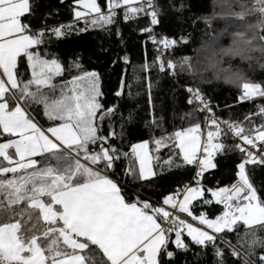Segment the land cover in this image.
Wrapping results in <instances>:
<instances>
[{"label":"snow or ice","instance_id":"snow-or-ice-1","mask_svg":"<svg viewBox=\"0 0 264 264\" xmlns=\"http://www.w3.org/2000/svg\"><path fill=\"white\" fill-rule=\"evenodd\" d=\"M221 3L237 22L231 44L219 51L215 41L207 45L211 55L198 68L191 57L173 58L188 36L155 31L163 15L157 0H72L71 21L39 29L32 27L33 0H0V264H180L181 255L189 264L193 246L198 264H207L209 253L211 264H227L226 253L233 264H264V192L249 174V166H264V81L222 67L225 57H238L264 68V0ZM173 8L182 11L183 4ZM141 18L148 21L141 34L155 51L140 66L149 123L161 135L125 149V121L133 114L125 118L122 105L105 103L100 73L79 59L65 67L49 48L74 31L112 35L115 27L119 37L118 20ZM154 70L178 83L185 74L203 82L212 71L240 90L228 111L245 102L255 108L243 120L223 119L198 86L184 83L190 110L181 119L190 126L166 132L155 118ZM125 87L130 96L126 72L112 91L117 101ZM229 135L239 142L226 147ZM225 151L240 154L234 175L211 184ZM181 169L192 172L186 182L153 190L154 179ZM229 233L235 243L225 239Z\"/></svg>","mask_w":264,"mask_h":264},{"label":"trees","instance_id":"trees-1","mask_svg":"<svg viewBox=\"0 0 264 264\" xmlns=\"http://www.w3.org/2000/svg\"><path fill=\"white\" fill-rule=\"evenodd\" d=\"M71 2L72 0H65L61 4L60 0H33L32 27L39 29L45 23H68L73 19L70 11ZM215 2V0H157L163 9V15L160 18L161 24L156 27L155 31L175 38L181 35L189 37L188 44L177 48L173 58L188 56L192 58L198 68H203L206 63L200 53L202 46L212 44L213 41L218 43L219 40L221 45L225 44L226 37L235 29L232 28V24L237 22L226 18ZM181 4H183L182 11H175L173 5L179 8ZM53 16H55V20L51 18ZM46 17H48L47 20ZM205 19L210 20L211 28L205 23ZM117 24L121 29L119 37L115 35V27L112 28V35L105 31L91 29L79 34L74 31L67 38L53 43L49 51L58 54L65 67L69 61L79 59L85 69L100 73L103 90L107 94L105 103L122 105L120 113L125 118L128 117L129 112L133 114L130 123L127 122V119L125 121L124 148L127 149L129 143L148 140L152 135H161V130L154 128L149 123L153 117L150 115L145 73L140 68L145 63V58L151 63L155 51L147 37L140 31L148 24L146 19L141 18L127 23L120 19ZM81 26L83 25H77V27ZM124 56H127L130 61L127 65L118 61V58ZM229 66L245 70L251 79L257 82L264 81V69L247 68L245 65H240L238 61L231 62ZM125 72L128 83L131 84V95L129 96V88L125 87L123 98L117 101L113 97L112 91ZM137 75L140 77L139 82H136L134 78ZM151 83V94L156 103L155 118L161 120L166 132L190 126L188 120L181 119L184 113L190 110L185 102V93L182 88L184 83L198 86L210 98L211 104L216 108V114L223 119L231 117L243 120L245 113L249 109L255 108L254 104L245 102L237 105L231 112L228 111L225 106L236 103L240 90L237 86L225 83L223 78L215 79L212 71L203 74V82H201L200 75L192 77L185 74L178 83L167 74H158L154 70L151 73ZM256 102L260 103L261 101L257 100ZM120 113L117 114L118 117ZM198 119L202 121L203 115H199ZM106 127L107 124H105ZM120 130L119 124H117L116 131ZM223 143L226 147H231L238 141L229 135L224 138ZM239 159L240 154L237 151H225L220 155L217 158L218 170L215 171V179H210V183L215 184L217 181H220L221 184L229 183V178L234 175L233 169ZM249 174L254 185L264 192V166H249ZM191 175L190 170L183 169L168 172L154 179L153 190L165 192L174 190L180 182H186ZM144 194L151 195L152 193L145 187ZM225 239L235 243L236 237L235 234L229 233ZM196 251L198 250L193 246V250L187 254L186 259L189 264H198L193 255ZM226 256L227 264H233V258L227 253ZM179 260L180 264H183L185 257L181 255ZM207 264H211L210 253Z\"/></svg>","mask_w":264,"mask_h":264},{"label":"rangeland","instance_id":"rangeland-1","mask_svg":"<svg viewBox=\"0 0 264 264\" xmlns=\"http://www.w3.org/2000/svg\"><path fill=\"white\" fill-rule=\"evenodd\" d=\"M216 2H217V6H218V8L219 9H221V11L223 12V14H225V9L222 7V3H221V0H215ZM215 2V3H216ZM232 28H235V24H232ZM235 30V29H234ZM219 42H220V40H219ZM216 43L217 44V47H216V51H219V49L221 48V47H228L230 44H231V35L229 34L227 37H226V42H225V44H222L221 45V42L220 43ZM200 53H201V56H202V58H203V60L205 61V63H207V60H206V58L208 57V56H210L211 55V50H209L208 48H207V45L205 46V45H203L202 46V50L200 51ZM235 62V61H238L239 63H240V65H245L247 68H249V67H254V68H256V69H264V68H261L256 62H252L251 63V66H249V62L248 61H244V60H241L240 58H238V57H235V58H233V57H225L224 58V60H223V64H222V67H225V68H227V67H229V65H230V63L231 62ZM234 70L236 69V68H233ZM240 70H242L243 72H244V74L250 79V80H253V81H256V80H254V79H251V77L249 76V74H248V72H246L245 70H243V69H240Z\"/></svg>","mask_w":264,"mask_h":264},{"label":"built area","instance_id":"built-area-1","mask_svg":"<svg viewBox=\"0 0 264 264\" xmlns=\"http://www.w3.org/2000/svg\"><path fill=\"white\" fill-rule=\"evenodd\" d=\"M239 142V141H238ZM189 219V221H190V218H188ZM190 222H192V221H190ZM192 223H194L195 224V222H192Z\"/></svg>","mask_w":264,"mask_h":264}]
</instances>
